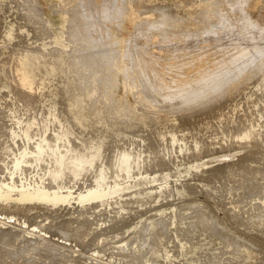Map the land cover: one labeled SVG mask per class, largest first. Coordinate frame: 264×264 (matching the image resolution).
<instances>
[{
  "label": "bare ground",
  "instance_id": "6f19581e",
  "mask_svg": "<svg viewBox=\"0 0 264 264\" xmlns=\"http://www.w3.org/2000/svg\"><path fill=\"white\" fill-rule=\"evenodd\" d=\"M63 1H65V0H63ZM72 1H74V0H72ZM81 1L82 0H80V2H78L79 4L77 2H75V3L78 4V5L75 4L76 5L75 8H78L77 6H80V8H78V9H82L83 11L80 10L79 12L78 11L76 12L75 11L76 10L75 8H74L75 10H73V11L77 13L76 16L77 15H80V14L83 15V13L85 15V16L84 15L83 16L80 15V16L83 17V18L81 17L82 18L81 20H83V22H81V21L78 20L79 22H81L80 24H81L82 27L85 26L84 27V30L81 29V30H83V33L82 34H84V35L80 34V35L83 36V37L81 36V38H83L82 39V42L84 41L85 43H82L81 42L82 44L79 43V45H77L78 43L76 44V42H74L75 41V38L77 39V36H76L77 35L76 34L77 32H76L72 36H69V39H67V42L69 43L68 40L73 41V43H75L74 46H76V45L77 46L73 50L71 49L72 51L67 50L69 52H66L63 49V45H64L63 42L66 41V40L64 41V37H63V29L66 28V26L64 25L66 19L63 21V19L65 17V14H63L61 12V14H59V17L62 18L61 25L58 26L57 28H55V33H53L52 36L50 35V38L52 40L51 42L56 46L55 49H49L47 47V44L42 42V44L41 43H37V46H39V45L41 46V47H39V49L37 48L36 50H34L31 47H26L23 50V52L21 51V54H20L19 51L21 49V45L18 43V45H16V48L14 49V51H16L15 54L16 55L18 54L17 64L12 67L10 63H6V61L4 59V56L2 57L4 59V61H3V59H2V61H0V67H1L0 68V72L4 73L5 78H6V82H7V85L5 87H3V86L0 85V137H2V140H0V141H2V143H0V147L2 148V150L0 152V163H1L0 166L3 167V169H1L2 167H0V171L2 170L8 176V177L5 176L4 179H0V200L1 201L11 200L12 197H13V195H15V194L16 195L14 197L16 199L15 198H13V199L14 200H17V201H23V202L45 201V202H51V203H59V202L65 203V202L71 201V199H74L73 196H72V192H70V191L61 192V190L63 188H65V187L57 186L56 189L50 191V189H49L50 187L46 188V186L43 185L44 184L43 182H41V185H43V186L37 185V184H31L29 182L28 183H25V184L21 182L20 187H18L14 183V181H13L14 178L19 177V180H25V182H26V175H28L27 172H29V169L30 168L32 169V173H29V174L30 175L31 174L34 175L33 172H36V174L34 176H37L40 181H42L46 176L49 177V178H51L52 180H55L56 178L63 176L65 174L64 172L69 173L72 177H76V176H79L82 173H84V171H86V170L94 169V168L97 167V165L99 164L98 163L99 162V156H100L99 153H101L100 150L103 149L105 152H109L113 148L121 145L122 142H124V141H126L128 139H131V138H142V139H145V140H148V141H153V142H162L164 140H169L170 139V140H173L172 141V144L173 145L177 144L178 143V141L176 140L177 137L175 135H172V134H176L178 131H173V133L171 135L167 133L168 135H165V136L164 135H161V134L158 135V134H156L157 132L155 134H153V132L152 133H148L149 131L146 132L147 131L146 128H148L150 126V124H151V122H149V120L146 121V122H144L147 119V116L145 115V113H148V112H144L143 113V112H141L140 109L138 111L135 110V109H133V110H135V111H133L134 112L133 116L135 115L136 118H134L132 116L134 118V119H132V117L129 114V112H127V111H124L123 112L122 111L123 108H125L124 110H127L128 109V111H129V109L132 106H131V104H128L126 102H121L120 100L119 101H116L112 97V95H111V88L115 85L117 76H121V78H122V75H119V74L120 73H123V71H125L126 76H124L125 74L123 75V78H122L123 81H120V84H121L123 90L126 93L132 91L133 96H135L136 99L141 102L140 103V104H142V106L140 107L141 109L143 107L144 110L145 109L150 110V109L156 108L155 106L160 107V105H162V106L166 107L165 109H163V111H165V113H166V110L167 111L169 110L167 108H170V107L171 108L172 107H178L179 108V106H181L182 104H184V102H182L183 100H187L188 98H191V95L198 96V94L200 92H203L204 90H207L208 87H207V89H204V90H203V88H205V85L207 86L208 84H211V82H212L210 80V78L208 79L207 76L212 75L211 73H215V74L216 73H219V72H221L222 69H221L220 65L218 67L216 66V68H213V69L212 68H206V67H209V66L211 67L212 65L206 66L203 69H198V68H195L194 67L197 63L192 67V64H191L192 61L186 63V61H187L188 58L186 59V57H187L186 54L181 53L179 59H181L182 61H185V64H187V65H183L182 67H180L179 66V62L180 61L177 64L181 68V69H179V71L181 70V72L184 73V77L185 76L186 77L187 76L190 77L191 75L194 76V74L197 73L196 75H198V76H199V74H204V77L202 75L203 79H200L198 81L193 82V81H189V78L187 79L185 77L186 79L183 78L185 80V82H184L185 84L183 86L180 84V83L183 84V82H179L177 86H175V87L172 86V89L166 90V92H169V91H171V92L164 93L165 95H161L160 94V96L162 98L161 101L160 100H155L156 96H155V98L153 97L152 93H154V92L152 91V87H151V85L155 82L154 81V78H156V76H161V78H163V77L166 78V76H167V77H170L173 80V77H176V79H177L178 76H175L172 73L173 72L172 71L173 68L171 69L170 68V65H166V62H164V63L162 62V60L163 61H166V59H161L162 56H164L163 54H162V56L160 58H158L159 57V56H157L158 53L156 55H155V53L152 54L151 51H150V48H147V44L145 45L146 40H148L146 38L148 36L147 34H149L152 31H155L156 32V35L155 36L158 35V37L161 38L160 40H162V39L168 38L167 37L168 34L171 35V36H169L170 38H175V37H177V38L178 37H184V38L185 37L186 38H189V37L190 38L191 37L193 38L194 37L195 38V36H198V38H199L200 35L206 36V38H207V36L208 35L210 36V34H212V35H214L215 33L216 34H219V32L221 33V31L222 32H227L228 30L229 31H232L234 29L235 30H238L239 31V34H243L245 32L247 33L249 31H252L254 28H256V25L254 23V20L253 19H250V18H251V12H252V10L256 8V6H257V4L259 2V0H191V2H189V3H184V1H182V3L179 4V5H182V4L185 5L186 4L187 5V8L186 9H180L178 6H175V7H171V6L161 7V6H159V9L157 10L156 8L158 6H155V4L157 3V0H143L141 6L138 9H134L133 6H132L133 2L136 1V0H119L120 7H118L116 5L117 8H119V9L117 11L114 10V12L116 11L117 14H118V16H119V17H117L118 18V24L117 25H118V27H120V25H122V24H124L126 22V24H128L129 26L132 27V33L131 34L127 33L125 36L124 35L123 36L122 35L121 36H118L117 35V37H113V35H112L111 36L112 37L111 40H109L108 39V36H107V34L109 32V31L107 32V30L109 28L107 26H109V25L107 24L105 26V24L107 23V21H110L109 18L113 15V14L109 13L110 12L109 11L108 13L111 14V16L109 17V14L107 13V7H106V5L108 6V3H106V1H109V0L104 1V3H106V5H103L104 3L103 4L101 3V5L105 6L104 8H105L106 11L102 10L101 13L98 11V15H100L103 18V21H101V23H97V19H96L97 18V15H96L97 12L94 14V10L97 9V8L95 7V9L92 10V8H94V7L91 4H89L90 2L88 0H85L86 3H87V1L89 2V3H87V5L88 4L91 5V7L90 6L89 7L92 10L91 11L90 9H87L88 12H86L85 11L86 7H85V5H83L85 3L81 2ZM90 1H94V0H90ZM115 1H117V0H115ZM137 1L140 2V0H137ZM27 2H26L27 4L30 3L29 0ZM111 2H110V5L109 6H111ZM31 3H33V2H31ZM94 3H95V1L93 2V5H95ZM96 3H97V0H96ZM113 3L114 2H112V6H113ZM72 4H74V3L72 2ZM16 6H19V5H16ZM51 6H52V9H53L55 6H57V4H55V6L50 5L48 7H51ZM83 6H84L85 9L83 8ZM30 7H31V4H30V6L28 8H30ZM32 7L35 8V5H33ZM71 7L73 8V5ZM121 7H122V10H121ZM3 8H6V7H3ZM37 8H38V10H40V7L36 4V9ZM56 8L53 9V11L54 10L57 11L58 9H56ZM87 8H88V6H87ZM100 8L103 9V7H100ZM112 9L109 8V10H112ZM29 11H30V9H29ZM33 11L34 10H32V13H33ZM37 12L39 13V11H37ZM121 12H122L123 15H121ZM59 13H60V11H59ZM73 14L75 15V13H73ZM91 15H93V17L96 15L95 16L96 18H94V21L96 19V23L97 24L96 23H93V25H91L90 23H92L93 20L91 22H89V23L86 22V21H88L86 19H91ZM100 16H98V18ZM21 17H22V15H21ZM84 17H85V19H84ZM65 18H67V17H65ZM30 19H28V20H30ZM99 20L100 19H98V21ZM24 21H26V20H24ZM72 21H73V19H72ZM104 21L106 22L105 24H104ZM84 22H86V24H88V27H86L87 25H83L82 24ZM44 24L45 25H49L48 27H51V24L52 23H51L50 19L45 18V23ZM142 24H144V25H142ZM78 25H79V23L77 25H75V26H78ZM89 25L92 26V27H89ZM11 26H13V25H10V28H11ZM43 26L44 25H41V27H43ZM103 26L106 27L107 30L106 29L105 30L101 29V27H103ZM10 28L8 30H5L3 32L4 33V35H3L4 38L6 37L7 39H9V42H7L8 45L10 43H12L10 38H13L14 37L16 39L14 30H12ZM44 28H46V26L43 27L42 29H44ZM71 28L74 29L73 27H71ZM71 28H69V29H71ZM23 29H24V27H23ZM25 30H27V29H25ZM45 30L46 29H44V31ZM79 30H80V28H79ZM20 31L22 32L21 28H20ZM25 32H28V31H25ZM37 32H39L38 29H37ZM41 32H39V33L40 34H43V36L45 37V34H44L45 32L44 33H43V31H41ZM68 33L70 34L69 31H68ZM71 33H72V31H71ZM262 33L259 32V34H260L259 36L260 37L264 36V33L263 34ZM2 34H1V36H2ZM28 34L29 33L26 34L27 38H29ZM97 34H98V37L95 38V36H97ZM247 34H250V33H247ZM135 35H140V36L142 35L143 38H146L144 40V43H142V46H140V45L138 46L137 45L138 47L137 46L135 47L133 45V44H135V42L133 43L130 39H132V36H135ZM47 36H49V35H47ZM142 36H141V38H142ZM220 36H218V38H220ZM230 36H232V35H230ZM259 36H258V38H259ZM40 38L42 40H44V38H42L41 35H40ZM148 38H149V36H148ZM215 38H217L216 35H215ZM224 38H225V36H224ZM226 38H227V36H226ZM232 38H233V36H232ZM247 38H248V36H247ZM221 39H223V38H221ZM156 40H157V38H156ZM248 40H249V38H248ZM13 41H15V40H13ZM133 41H135V39ZM201 41H203V38H202ZM204 41H205V39H204ZM209 41H207V42H209ZM213 41L214 40H212L211 42H213ZM231 41H233V40L231 39ZM3 42H4V39H3ZM255 42H253V39H252V41L248 45L246 44L245 46H242L241 44H236V43H232V44L227 43L229 45V46H227V51H223V49H222V51H220L221 55H223L224 59H226V60H224V59L223 60L224 61H228V60L235 61L234 63H236V62L237 63H241L242 62V64L244 65V64H247L249 60H251L252 56H254V57L255 56L256 57L258 56V57H261V58L264 59V49H263L264 47L262 49H260V47H262V46L260 45L258 47V45H256L257 43H255ZM0 43H2V40H1ZM73 43H71V44H73ZM258 43H260V42H258ZM4 44H5V42H4ZM4 44H2V46ZM51 44H48V45L50 46ZM153 44H154V42H153ZM65 45H67V44H65ZM223 46H222V48H223ZM14 47H15V45H14ZM14 47H12V48H14ZM224 47H226V45ZM9 48H11V46ZM56 48L58 49L57 52H56ZM210 48H212V46ZM173 50H174V48H173ZM224 50H226V49H224ZM9 51H12L13 52V49L12 50H9L8 49V51L6 50V53H10ZM171 53H169L170 56H171ZM13 54H10V55H13ZM200 54H202V53H200ZM191 55H194V54H191ZM196 55H198V57H200L199 56V53H197ZM171 57H173V56H171ZM193 57H195V56H193ZM193 57L191 56L190 58H193ZM198 57H197V59H198ZM261 58H260V60H261ZM0 59H1V56H0ZM195 59H196V57L194 58V61H195ZM202 59H205V58H202ZM202 59H200V60H202ZM217 59H219V58H217ZM200 60H198V62H200ZM11 61H12V59H11ZM209 61H210V59H209ZM171 62H172V60H171ZM219 63H220V61H219ZM221 63H222V61H221ZM206 65H207V63H206ZM230 65L233 66V64H230ZM253 65H255V63H253ZM259 65H260V63H259ZM263 65H264V62H263ZM38 66H41V69H39ZM174 66H176V65H174ZM198 66H199V63H198ZM249 66H250V64H249ZM231 67H230V69H231ZM256 67H257V64H256ZM262 67L260 69H262ZM63 68H65L66 70H68L69 73L71 72L70 74L75 73L74 77L77 78V80L83 86V89H81L80 92H77V94L74 92V90L76 88H74L72 85L71 86H67V89H63V90H60V91H50V90H47L46 89V83H48L51 80L50 78H52L53 76H55L56 73H58V72H64V69ZM227 68H229L228 65H227ZM250 68H252V67L250 66ZM242 69H244V68L242 67ZM257 69H258V67L255 70H257ZM40 70H42V71H40ZM246 70H247V67H246ZM37 71H39L40 75H37L35 73ZM176 71H178V70H176ZM229 71L230 70L228 69V72ZM232 71H233V69H232ZM250 71L252 72L253 70L250 69ZM222 72H223V70H222ZM237 72H238V70L236 71V73ZM239 72H240V70H239ZM245 72H243L242 74L244 75ZM257 72L258 71H256V73ZM151 73H153L154 75H156L153 78V80H151V77H149ZM178 73L180 74V72H177L176 74L178 75ZM254 73H255V71H254ZM254 73H253L252 76H256V75H254ZM260 73L261 72H259V76H256L258 78V80H256L257 82H255V80L253 81L252 80V76H251V81L253 83L254 82L255 83L252 84L253 88L252 89L251 88L249 89L250 90L249 91V94H248L249 99H245V101L243 102L244 107H243V105H242V107H240V108H242V109H240V112H242L241 115L242 114H245V115L239 117L240 119H238L236 121L237 122L236 124H238V123L240 124V125H238V127L240 126V128H237V130L234 131V134L235 135L237 134L236 135L237 137H239L240 135H246L247 136V135L251 134L252 131L258 132L257 130H262V132H264V73H261V74ZM65 74H66V72H65ZM97 74H99V75L101 74V76L98 75L101 78L98 79L97 78ZM134 74L136 76H137V74H139L140 78L143 77V76H147V78H144V77L142 78V79H144L143 80V83L144 84H142V85H144V87H143L144 90L141 89V91L143 90L146 93V95H145V96H147L146 99H148V100H150L152 102H150V101L147 102L148 100L146 101L145 98L140 97V90L139 91H136L137 88L134 91V86H133V80H134L133 75ZM223 74H224V72H223ZM248 74L251 75V73H248ZM66 75L68 77L69 74H66ZM216 75H215V77H216ZM231 75H232V72H231ZM234 75H235V72H234ZM239 75L237 77H239ZM246 75H247V73H246ZM136 76H134V77H136ZM232 77H234V76H231V77H228V78H231L232 79ZM256 77H255V79H256ZM57 78H58V76H57ZM75 78H73V79L75 80ZM63 79H65V78L63 77ZM160 79H159V81H161ZM195 79H196V77H195ZM224 79H227V77L224 78ZM238 79H240V78H238ZM238 79H237V81H238ZM246 79L247 78H245V81H246ZM138 80H139V77H138ZM163 80L166 83L165 79H163ZM168 80H169V78H168ZM190 80H193V79H190ZM212 80H213V77H212ZM218 80L220 81V79H218ZM235 80L236 79H234V81ZM68 81H69V78H68ZM159 81L157 80L158 84H159ZM169 81H168V83H169ZM222 81H223V79H222ZM240 81H243V80H240ZM161 82L163 83V81H161ZM173 82H175V81H173ZM232 82H230V83H232ZM57 83H58V81H57ZM134 83H135V81H134ZM170 83H172V81H170ZM220 83H221V81H220ZM225 83L228 84L229 81L228 82H225ZM230 83H229V85H232ZM76 84H77V81H76ZM155 84H157V83H155ZM223 84H224V81H223ZM241 84L242 83H240V85ZM245 84H246V82H245ZM250 84H248V85H250ZM213 85L214 84H212V86ZM82 86L79 87V88H82ZM135 86L137 87V84ZM153 86H154V84H153ZM162 86H165V85L162 84ZM168 86H170V85H168ZM214 86H215V88L217 87L216 85H214ZM225 86H226V84H225ZM238 86L236 88H238ZM65 87H66V84H65ZM241 87L243 88V85ZM249 87H251V85ZM156 88L158 89V87H156ZM156 88L154 87L155 90H156ZM165 88H166V86H165ZM228 88H229V86H228ZM228 88H227V90H228ZM161 89H162V87H161ZM210 89L211 88H209V92L211 91ZM219 89H218L217 93H219ZM223 89L226 90L224 87H223ZM162 90H163V92L165 91L164 89H162ZM239 90H240V88H239ZM247 91H248V89H247ZM206 92H208V91H206ZM211 92H213V91H211ZM236 92H235L234 96L236 94L240 93L241 91L238 92V93H236ZM161 93H162V91H161ZM224 93H228V92H224ZM245 93H246V91H245ZM211 94H210V96H212ZM222 94H223V92H222ZM222 94L220 95V97H222ZM64 95L67 98L64 99L63 98ZM215 95H216V93H215ZM228 95H229V93H228ZM243 95H246V97H247V94H243ZM208 96H209V94H208ZM240 96H241V94H240ZM212 97H214V99H215V96H212ZM220 97H219V99H220ZM192 98H194V97H192ZM203 99L204 98H202V100ZM212 99L213 98H211V100ZM235 99H236V96H235ZM96 100H101V102H98V103H101L103 105H105V104L109 103L110 101H112L111 102L112 103V106L110 108H108V110L106 111L105 114H101V112L99 111V109L97 110V112H95V110L93 109L95 113L86 112V109H87L88 105L91 104L92 102L94 103V101H96ZM231 100L234 101V98L233 99H230V101ZM203 101H204V103H206L205 102L206 100H203ZM192 102L195 103V99ZM218 102H219V100H218ZM224 102H226V101L224 100ZM208 103L210 104V102H208ZM211 103H212V101H211ZM239 103H240V101H239ZM94 104H96V103H94ZM185 104H186V101H185ZM199 104L201 105L200 102H199ZM220 104L221 103H219L217 105V103H216L217 106H219ZM237 104H238V102H237ZM237 104H235V106H237ZM97 106H99V104ZM124 106H126V107H124ZM182 106L184 108V105H182ZM189 106L190 105H188V107ZM194 106L196 108L199 107L198 105L197 106L194 105ZM194 106L192 105V107H194ZM203 106H202V108H203ZM220 106L222 107V104ZM115 107H118V109H119V112H120V115L119 116H115V114H114ZM210 107L212 108V106H210ZM137 108H138V106H137ZM171 108L169 110V113L171 111ZM185 108H187V104H186ZM214 108H212V109H214ZM89 109H91V108H89ZM157 109L159 110V108H157ZM192 109L195 110L194 108H192ZM199 109H200V107H199ZM231 109L233 110V108H231ZM160 110H162V108H160ZM174 110H176V109H174ZM206 110H208V109H206ZM206 110H204V111L206 112ZM163 111H160V112H163ZM185 111L188 112L186 109H185ZM189 111H192V110L190 109ZM197 111H198V109H197ZM226 111H228V109H226ZM235 111L236 110H234L233 113H230L229 112L230 114H228V112H227L226 117L229 115L230 118L229 117L228 118H229V120H231L232 115L235 113ZM156 112H158V111H156ZM171 112L173 113L172 115L175 114L174 113L175 111L174 112L171 111ZM205 112H203V113H205ZM212 112H213V117H214V114L217 115V113H214V111H212ZM218 112H219V110H218ZM163 113L161 115H163ZM179 113H180V111H179ZM181 113H183V111ZM188 113H191V112H188ZM151 114H148V115H151ZM200 114H201V112H200ZM224 114H226V113H224ZM166 115H167V113L165 114V116ZM182 115H185V112ZM198 116H197V121L200 120V119H198ZM223 116H225V115H223ZM125 117H128V119H127L128 122L127 121L126 122L124 121V118ZM185 117H187V116H185ZM194 117H195V115H194ZM219 117H220V119H219L220 121H222V122L227 121V118L226 117H224L226 119L225 121H224V119L222 120V118H221L222 116H219ZM169 118H170V116H169ZM191 118H193V116H191ZM154 119H156V118H154ZM193 119H195V118H193ZM215 119H218V118H215ZM185 120H184V122H185ZM192 121H194V120H192ZM220 121H219V124L217 123L218 125H220ZM147 122L150 123V124H149L148 127L147 126L145 127L144 126V123H147ZM179 122H181V121L178 120V123ZM222 122H221V124H223ZM123 123L126 124L127 126H128V124L130 125V123H131L132 125H130V126L134 127L136 125L137 127L135 128V130L134 129L132 130V128H130V130L128 131L127 128H126L127 126L125 127V125H123ZM140 123H142L144 127H142V125ZM153 123H155V121ZM185 123H187V122H185ZM225 123H227V122H225ZM232 123H234V121H232L230 124H232ZM201 124L202 123L200 122V125ZM203 124H202L203 127L207 126V125L204 126ZM214 125H216V124L213 123V126ZM158 126H159V124H158ZM194 126H196V125H194ZM197 126L194 127V128L195 129L196 128L199 129V127H197ZM209 126H212V125H209ZM226 126H228V125H226ZM129 127H128V129H129ZM157 128L158 127H156V129ZM165 128H166V126H165ZM208 128L209 127H206V128H203V129H208ZM218 128L219 127L216 128L217 132H218ZM232 129H235V128H233V126H232ZM142 131H143V133H142ZM183 131H185V129ZM197 131H199V130H197ZM219 131H220V129H219ZM221 131H222V129H221ZM138 132H139V134H138ZM223 132H225V131H223ZM158 133H160V131ZM178 133L180 134V132H178ZM190 133H191V131H190ZM240 133H242V134H240ZM259 133H261V131H259ZM164 134H165V132H164ZM208 134H211V132L208 133ZM169 135L170 136H173V138L172 137H169ZM214 135H215V133H214ZM69 136L72 138V140L81 149H83L84 151H86L87 154H85L82 150H80L79 147H75L73 145V143H72V140H70ZM225 137H227V136H225ZM225 137H224V140H225ZM224 140H222V141H224ZM230 140H231V138H230ZM181 141H180V143H181ZM188 141H190V140H188ZM222 141H220V142H222ZM234 141H236V138H235ZM212 142L215 143L216 141L214 140ZM212 142H209V143H212ZM183 143H185V142H183ZM188 143H190V142H188ZM172 144H170V145H172ZM243 144L244 143H242V145ZM163 145L161 147H163ZM196 145H198V144H196ZM201 145L199 143L198 147L197 146L196 147L199 148V146L201 147ZM140 146H139V148H140ZM164 146H166V145H164ZM183 146H184V144L178 145V149H180V150L181 149H184L185 147L183 148ZM204 146H205V143H204ZM254 146H256V145H254ZM186 148H188V147H186ZM192 148H194L193 145L191 146V148H188L187 150L192 149ZM147 149H150V148H147ZM178 149H174V150L177 151ZM220 149H217V150H220ZM258 149L260 151V148H258ZM261 149H262V147H261ZM174 150L172 152L175 153L176 151H174ZM237 150H238V148H237ZM127 151H128V149H127ZM220 151H222V150H220ZM168 152H169V150L167 151V154H168ZM251 152L252 151H250V153ZM212 153H214V152H212ZM139 154L138 155L136 154L134 156L133 153L124 151V152L120 153L119 155H117V157H116L115 160L116 161L118 160V163H119V166H120L119 170L120 171H127L128 169H131L132 168L131 166L134 163V157H140ZM141 154L143 156H148L147 154L146 155L143 154V153H141ZM162 154H164L163 151H162ZM109 155H110V153H109ZM151 155H153V154H151ZM156 155H157V153L154 154V156H156ZM158 155H161V154H158ZM194 155H196V154H194ZM255 155H256V153H255ZM244 156L241 155L239 157L242 158ZM104 157H102V158H104ZM107 158H108V156H107ZM142 158H141V160H142ZM222 158H224V157H222ZM225 158H227V157H225ZM241 158H239V159H241ZM113 159L114 158H112L111 160H113ZM144 159H145V157H144ZM176 159H179V158H176ZM227 159L229 160V158H227ZM111 160H110V164L112 163ZM185 160H188V159H185ZM185 160H181V161H185ZM218 160L221 161L222 159H218ZM245 160L247 161V159H245ZM178 161H176V162L178 163ZM192 161H193V159H192ZM225 161H226V159H225ZM239 161H238V164H239ZM242 161H244V160H242ZM173 162H175V161H173ZM185 162H187V161H185ZM196 162H197V160H196ZM235 162L237 163V160H235ZM235 162H232V164H234ZM107 163H106V165H107ZM162 163H164V162H162ZM189 163L191 164L190 161H189ZM242 163L244 164V162H242ZM101 164L102 165L104 164V160L102 162H100V165ZM180 164H183V162H181ZM220 165H222V164H220ZM220 165H219V167H220ZM224 165H222V166H224ZM142 166H144V165H141L140 167H142ZM166 166L164 165V167H166ZM215 167H216V165H215ZM87 168H89V169H87ZM148 168H146V170ZM159 168H160V166H159ZM212 168H214V167H211V169ZM224 168L226 170L227 166L224 167ZM224 168H223V170H224ZM232 168H233V166H232ZM135 169H137V168L135 167L133 170H135ZM149 169L152 170V168H149ZM184 169H185V167H184ZM211 169L209 168V170H211ZM137 170H139V169H137ZM137 170L135 172H137ZM140 170H141V168H140ZM171 170L172 169H170L169 171H171ZM213 170H211V171H213ZM225 170H224V172H227ZM2 171L0 173H2ZM155 171L158 172V170H155ZM169 171H167V172H169ZM205 171H206V169L204 170V174H205ZM207 171H208V168H207ZM228 171H231L230 170V167H229V170ZM146 172H149V171H146ZM201 172H202V169H201ZM98 173H99L98 174L99 177L96 178V180H97V188L100 187V185H102L101 182L104 181V178L106 179V177H105L106 176V174H105L106 171H105L104 168H101ZM145 173H144V175H146ZM149 173H151V175H152V172H149ZM211 173H209L210 176H213V175H211ZM160 174L162 175V173H160ZM191 174H192V172H191ZM223 174H225V173H223ZM138 176H139V174H138ZM149 176H150V174H149ZM225 176H227V175H225ZM133 177L134 176L132 175V178ZM193 177L195 178V175ZM200 177L201 178H204V176L203 177L200 176ZM200 177L197 176L196 178L198 179ZM221 177H223V176H221V174H220V178ZM196 178H195V180H196ZM8 179H9L10 182H8ZM88 179H89V177H88ZM187 180H188V182L191 181V180H192V182L194 181L193 178L191 180L190 179H187ZM187 180L186 181L184 180V182H186V184H188L187 183ZM223 181H225V179ZM184 182H183V185L182 186H184L185 189H186L187 186H185ZM196 182L198 183V181H196ZM203 182H205V181H203ZM218 182H219V180H218ZM128 183H130V182H128ZM168 183H169V180H168ZM213 183H215V182H213ZM170 184H171V182H170ZM190 184H192V183H189L188 185H190ZM194 184H192V186ZM223 184H225V182ZM154 186H152V187L145 186V187L151 189ZM157 186L158 185H156V187ZM160 186H161V184H160ZM182 186L180 187L181 189H182ZM145 187H142V189L146 191V189H144ZM167 187H169V186H167ZM184 187H183L182 190L185 191ZM162 188H164V187H162ZM174 188H175V186H174ZM187 189H188V187H187ZM170 190H172V189H170ZM133 191H135V190H133ZM137 191H135V192H137ZM165 191H167V188L165 189ZM14 192H16V193L13 194ZM154 192L156 193V191L153 190V194L155 195ZM159 192L161 193V191H159ZM168 192H169V190H168ZM178 192H180V191H178ZM148 193H149V191H148ZM158 193H156L157 196H158ZM160 193H159V195H162ZM169 193H172V192H169ZM124 194L126 195V193H124ZM176 194H178V193H176ZM223 194L224 195H222V196H220L219 198H216V199L217 200H221L222 204L224 205L222 207H225V209L227 210V212H229L230 216L232 215L231 217H236L237 216V217L240 218V221H241V219H243L244 221L247 220L248 221V224H249V221H251V223L253 221H255L257 226H259L258 225L259 222L256 221V219H259V221L260 220L262 221L259 224H261V223L263 224V222H264V177H262V176H260V177H254V176L250 177L249 176L248 178L240 179L237 183L230 184L226 188V190L224 191ZM105 195H107V193H105L103 191H99V190H92V191H90L89 190L85 194L78 193L77 194V197H76V201H78V203H82L83 201H86L88 199L89 200L90 199H94L95 197H98V196L99 197H103ZM119 195L122 196L123 194L121 195V193H120ZM165 195H166V193H165ZM118 196L115 195L114 197L115 198L117 197V199H118ZM123 196H122V198H123ZM136 196H137V194H136ZM150 196H153L152 195V192H151ZM139 197H140V195H139ZM126 198H127V196L125 197V199ZM143 198H142V200H144ZM146 198H148V196ZM150 199L152 200V197ZM138 201H141V200L138 199ZM145 201H146V199H145ZM112 202L113 201H111V203ZM142 202H144V201H142ZM166 202H167V200H166ZM166 202H163V203H166ZM115 203H118V202H115ZM131 203H129V205ZM139 203H141V202H139ZM201 203H199V204H201ZM190 204H191V202H190ZM192 204H194V203H192ZM111 205H113V204H111ZM197 205H196V207H197ZM201 205L199 206L200 208L199 207L196 208L193 205V207H195L194 208L195 210H193L188 204H187V206H185V204L184 205H179L177 207L174 215H173V212H171L170 215L160 216L159 218H157V220L154 222V224H153L152 221L148 220L152 224V226L154 227V229L159 228L158 229L159 231H161V230L165 231V230H167V228L172 227L173 225L175 227V231L174 232H175L176 235L179 236V238H178L179 242L175 240L176 236L174 237L170 233L167 232V238L169 237L170 242H171V244H170L171 245V248H170L171 250H166L165 249L166 250L165 253H164L165 258L170 259V255L172 257L174 256V258H171V261L174 260L173 261V263L175 262L174 264H264V257H263V255L262 256L261 255L260 256H257V254H256V252L259 253L258 251H256V248H258L257 247L258 246L257 244H255L257 246H256V248H254L255 249L254 250L253 247H252V249L251 248H248L249 245L247 247V245L245 244L246 242H244V244H243V242H242L241 239H240V242H239L238 238H237V240H236V238H233L234 237V234H233V237H232V235L229 236L227 232H226L227 233L226 234L225 231H223L224 232L223 233L221 231V229L219 228V224L216 225L215 222H213L214 219H215V217H214V219L212 221L213 223L211 221H209V219L211 217V216L209 217V215H208V212H209V209L210 208H208L204 204V206L206 208H208V210H207L206 208L201 207ZM219 205L221 206V203ZM116 206H118V205H116ZM122 206H124V205H122ZM158 206H160V205H158ZM155 207H157V206H155ZM105 210L106 209L104 208V211ZM104 211H101V212H104ZM108 211H109V209H108ZM93 212H97V210L96 211L93 210ZM212 212L211 213L209 212V213L212 214ZM44 213H46V212H44ZM84 213L86 214V211ZM87 213H88V211H87ZM90 213H92V211ZM105 213H106V211H105ZM55 214H57V213H55ZM58 214H60V212ZM66 214H68V213H66ZM140 214L142 215V213H140ZM51 215H54V214H51ZM87 215L86 216H83V217H88ZM157 215H159V214H157ZM45 216H49V215L45 214ZM62 216H63V213H62ZM78 216H79V214H78ZM107 216H109V215H107ZM40 217H41V215H40ZM64 217H67V216L65 215ZM70 217L72 218V216H70ZM90 217L92 218V216H89L88 217V220H89ZM130 217L132 219V216H130ZM138 217H140V216H138ZM43 218H44V216H43ZM57 218H59V216ZM239 218H233V219L234 220L235 219H238L237 220V222H238L239 221ZM40 219H42V218H40ZM107 219H108V217H107ZM86 220H87V218H86ZM93 220H94V218H93ZM123 220H124V218H123ZM95 221H96V219H95ZM95 221H94V223H95ZM100 221L102 222V220H100ZM109 221H110V219H109ZM87 222H89V221H87ZM128 222H130V221L128 220ZM230 222H231V220H230ZM235 222H236V220H235ZM237 222L235 223V225L233 224L232 226L239 227L240 224H239V222L238 223ZM105 223L107 224V221ZM232 223L233 222H231V224ZM244 223H247V222H244ZM8 224H9L8 222H5L4 220H0V264H80L79 261L71 260V259H69V257H66L65 256L66 257L65 259L62 258L63 256L62 257H59L55 253L54 247L50 243L45 242L43 239H41L39 237H32V236H34V235H32V236L28 237L30 239H28L26 236H24L22 238L21 235L24 234V232H28L26 234H30L29 232H33V230H28V229L26 230V229H24L22 232H20V229L22 230L23 228H19L18 227L19 228L18 229L17 226H14L12 224H9V226H7ZM86 224H88V223H86ZM99 224H102V223H99ZM108 224H109V222H108ZM124 224H126V223L124 222ZM236 224H239V225L236 226ZM94 225L95 224H93V227H94ZM96 225H98V223ZM256 225H255V227L257 228ZM12 226H14V227H12ZM43 226H45V225H43ZM98 226H100V225H98ZM246 226H248V225L246 224ZM252 226H254V224H252ZM263 226H261V227H263ZM81 228H84V227L82 226ZM81 228L78 227V230L75 233V236H77L78 238H80ZM243 228L244 227H242V229ZM259 228H260V226H259ZM47 229H50V228H47ZM72 229L70 227V223L69 222L68 223L61 222V223L54 224L49 231H53L55 235H56V233L59 234L60 235L59 237L62 236L63 238H67L68 239V237L71 236V234H73ZM261 229H264V228H261ZM248 230H250V228ZM261 231H263V232L261 233ZM261 231H257V232L258 233H261L262 236H263L264 230H261ZM169 232H171V228H170V231ZM33 233H35V232H33ZM35 234L37 236H40V237H45V236L40 235L38 233H35ZM114 234L115 233H113V235ZM159 234H162V233L159 232ZM255 234L257 235L256 232H255ZM85 235H87V234L85 233ZM100 235H103V234L98 233V235H96V237H93V238L94 239L95 238H98V236H100ZM25 237H26V239H24ZM45 238H47V237H45ZM93 238L90 237V239H93ZM160 238H162V237H160ZM83 239H84V237H83ZM90 239H88L89 241L87 240L86 242L91 243ZM77 241L79 242V240H77ZM81 241H82V238H81ZM84 241H82V242H84ZM104 241H108V240H105L104 239ZM208 241L209 242L211 241L213 243L212 244L213 246H209L207 244V243H209ZM78 242H76V245L77 244H80V246L82 247L81 243H78ZM153 242H152V244H153ZM74 243H75V241H74ZM136 243H138V242H136ZM102 244H103V242H102ZM110 244H111V242H110ZM262 244H263V242H262ZM85 246H87V245H85ZM89 246H91V245L89 244ZM259 246H261V245H259ZM115 249H116V251H119L120 250V252H123V250L121 249V246H118L117 248H114L112 251H114ZM162 249H164V248H162ZM159 250H160V248H159ZM175 251H176L177 254H175ZM145 253L147 255H149V256H151V255H153L155 253H158L159 254L158 257H161V258L163 257L162 253L160 251H156V249L154 250L153 247H149L148 250L145 251ZM112 255H114V256H122V255H119V253L112 254ZM149 256H145L144 257V260H143L145 262L144 263L141 262V264H151V262H154V261H156L158 259V257L155 256V255L153 257H151V258ZM122 257H124V256H122ZM128 257H130L132 260L134 259L133 255H132V252L129 253ZM180 257L182 258L181 260H180ZM145 258H148V259H145ZM105 262L106 263H104V264H112V263L107 262V261H105Z\"/></svg>",
  "mask_w": 264,
  "mask_h": 264
},
{
  "label": "rangeland",
  "instance_id": "374dc122",
  "mask_svg": "<svg viewBox=\"0 0 264 264\" xmlns=\"http://www.w3.org/2000/svg\"><path fill=\"white\" fill-rule=\"evenodd\" d=\"M16 1V2H15ZM28 0H0V42H1V40H2V43H0V56H1V59H0V61H2V57L4 56V59H5V61H6V63H10L11 64V66L13 67V66H15L16 64H17V59H18V54L16 55L15 53H16V51H14V49L16 48V45H18V43L21 45V49H20V51H19V53L21 54V51L23 52V50L26 48V47H31L32 49H34V50H36L37 48L39 49V47H41L40 45L39 46H37V43H41L42 44V42L43 43H46L47 44V47L49 48V49H55V45L51 42L52 40H51V38H50V35L52 36V34L53 33H55V28H57L58 26H60L61 25V22H62V18L61 17H59V14H61V12L63 13V14H65V17H67V18H65L64 17V19H63V21L65 20V26H66V28H64L63 29V37H64V41L65 42H63V49L66 51V52H69V51H72L77 45H79V43H81L82 42V39L83 38H81V36L82 35H84V34H82L83 33V30H84V27L85 26H81V22H83V20H81L83 17V15H84V13H83V15L82 14H80V15H82V16H80V15H77L76 16V12L78 11H80V10H82V9H78V8H80V6H77L78 8H75L76 7V5L75 4H77L78 2H80V0H74V1H72V0H65V1H63V0H29L30 1V3L29 4H27L28 2H27ZM63 1V2H62ZM70 1V2H69ZM90 3H89V2ZM87 1V3H89V4H91L94 8H92V10L93 9H95V7L97 8V9H95L94 10V14L97 12V18L94 16L93 17V15H91V19H86V20H88V21H86L87 23H89V22H91L92 20L94 21V18H96L97 19V23H101V21H103V18L100 16V15H98V11L101 13V11L102 10H104V11H106L105 10V6H103V5H106V3H108V6L106 5V7H107V13L109 12V13H111V14H113L112 16H111V14H109V19H110V21H107V23L104 21V24H105V26L108 24L109 26H107V27H109L108 28V30H107V28L106 27H101V29H103V30H107V32H108V34H107V36H108V39L109 40H111V36L113 35V37H117V35L118 36H125L127 33H129V34H131L132 33V27L131 26H129L128 24H126V22L124 23V24H122V25H120V27H118V18L117 17H119L118 16V14H117V10L119 9V8H117V6L118 7H120V3H119V0H117V1H115V0H111L112 2H114L113 3V6H112V2L109 0V1H106V0H97V3H96V0H94L95 1V5H93V2L94 1H90V0H88ZM102 1V2H101ZM104 1H106V3H104ZM182 1H184V3H189V2H191V0H157V3L155 4V6H158L156 9L158 10L159 9V6H161V7H167V6H171V7H175V6H178L180 9H186L187 8V5L185 4V5H179V4H181L182 3ZM263 1V2H262ZM19 2V3H18ZM27 2V3H26ZM31 2H33V3H31ZM69 2V3H68ZM72 2L74 3V4H72ZM75 2H77V3H75ZM81 2H83V3H85V4H83V5H85V7H86V9L84 8V6H83V8L85 9V11L86 12H88V10L87 9H90L91 10V5H87V3L85 2V0L83 1H81ZM92 2V3H91ZM100 2V3H99ZM110 2H111V6H109L110 5ZM142 2H143V0H140V2H138L137 0L136 1H134L133 2V4H132V6H133V8L134 9H138L140 6H141V4H142ZM18 3V4H17ZM59 3V4H58ZM63 3V4H62ZM99 3V4H98ZM101 3L103 4V5H101ZM30 4H31V7L30 8H28L29 6H30ZM36 4L40 7V10H38V8L36 9ZM55 4H57V6H55ZM71 4V5H70ZM79 4V3H78ZM77 4V5H78ZM160 4V5H159ZM6 5V6H5ZM16 5H19V6H16ZM28 5V6H27ZM33 5H35V8H33L32 6ZM50 5H53V6H55L53 9H55L56 7V9H58L57 11H53V9H52V6L51 7H48V6H50ZM73 5V8L71 7ZM88 6V8H87V6ZM117 5V6H116ZM15 6V7H14ZM23 6V7H22ZM60 6V7H59ZM90 6V7H89ZM3 7H6V8H3ZM66 7V8H65ZM71 7V8H70ZM100 7H103V9L102 8H100ZM113 8L112 10H109V8ZM33 8V9H32ZM76 10H75V9ZM101 10H100V9ZM24 9V10H23ZM29 9H30V11H29ZM36 10L35 12L33 11V13H32V10ZM161 9V8H160ZM256 9V10H255ZM255 9H253L252 10V12H251V18L250 19H253L254 20V23H255V25H256V28H254L252 31H249V32H247V33H250V34H247L246 32L245 33H243V34H239V31L238 30H232V31H227V32H222L221 31V33L219 32V34L221 35H219V34H214V35H212V34H210V36L208 35L207 36V38H206V36H203V35H200L199 36V38H198V36H195V38L193 37H189V38H184V37H175V38H170L169 36H171L170 34H168V38H166V39H162V40H160L161 38L160 37H158V35L157 36H155L156 35V32L155 31H152V32H150L149 34H147L148 36H149V38H148V36L146 37L148 40H146V42H145V45L147 44V48H150V51H151V53L152 54H154L155 53V55L158 53V55L157 56H159L158 58H160L161 56H162V54L164 55V56H162V58L161 59H166V61H163L162 60V62L164 63V62H166V65H170V68L172 69V73L175 75V76H178L177 77V79H176V77H173V80L170 78V77H167L166 76V78L165 77H163V78H161V76H156V75H154L153 73H151L150 74V76L149 77H151V80H153V78L156 76V78H154V86H153V84L151 85V87H152V91L154 92V93H152V95H153V97L155 98V96H156V98H155V100H162V98H161V96H160V94L161 95H165L164 93H169V92H171V91H169V92H166V90H170V89H172V86L173 87H175V86H177L178 85V83L179 82H183V84L182 83H180L182 86L185 84L184 82H185V80L183 79V78H185L184 77V73H182L181 72V70L179 71V69H181L180 67H182L183 65H187V64H185V61H182L181 59H179V57H180V55H181V53H184V54H186V59H187V61H186V63H188V62H191V64H192V67L194 66L195 68H198V69H203L204 67H206V66H209V65H212L211 67L209 66V67H206V68H216V66L218 67L219 65H220V67H221V69L223 70V72H224V74H223V72H222V70H221V72H219V73H211L212 75H209V76H207L208 77V79L210 78V80L212 81L211 82V84H208L207 86L205 85V88H203V90L204 89H207V87H208V89L207 90H204L203 92H200L199 94H198V96H196V95H191V98H188L187 100L189 101H187V100H183L182 102H184V104H182V105H184V108H183V106L181 105V106H179V108L178 107H170L171 108V111H175L174 113V115H172L173 113L170 111V113H169V110H170V108H167V109H169L168 111L166 110V113H167V115L165 116V111H163V109H165L166 107H164V106H162V105H160V107H158V106H155L156 108H153V109H150V110H148V109H145L144 110V108L142 107V109L140 108L141 106H142V104H140L141 102L140 101H138L137 99H136V97L135 96H133V94H132V91L131 92H128V93H126L124 90H123V88H122V86H121V84H120V81H123V75L124 76H126V73H125V71H123V73H120L119 75H122V78H121V76H117V78H116V83H115V85L111 88V95H112V97L114 98V100H116V101H121V102H126V103H128V104H131V108L129 109V111H128V109L127 110H124L125 108H123L122 109V111L124 112V111H127V112H129V114L131 115V117L133 116V114H134V112L133 111H135V110H141V112H148V113H145V115L147 116V119L144 121V122H146V121H148L149 120V122H151V124L150 123H144V126L146 127H148L149 126V124H150V126L148 127V128H146V132H148V133H152L153 132V134H155L156 132V134H158V135H168V134H172L173 133V131H178V132H180V134L177 132L176 134H172V135H175L177 138H176V140L178 141V143L177 144H175V145H173L172 144V141L173 140H164V141H162V142H153V141H148V140H145V139H142V138H131V139H128V140H126V141H124V142H122L121 143V145H119V146H117V147H115V148H113L112 150H110L109 152H105L103 149L102 150H100V152L101 153H99L100 154V156H99V164L97 165V167L96 168H94V169H90L88 172H87V174H85V179L87 180L88 179V177H89V181H87V183H89L90 181H91V179L93 178L92 176H94L97 172H98V170H100L101 168H104L106 171L108 170L109 171V173H113V171H116L117 170V168H118V165H119V163H118V160L116 161L115 159H116V157H117V155H119L120 153H122V152H124V151H126V152H131V153H133L134 154V156L137 154H139L140 152L141 153H143V154H147L148 156H143L141 153L139 154V156L140 157H134V163L132 164V168L134 169L135 167L137 168V169H139V170H137V169H135V170H133V171H131V176L133 175L134 177L132 178V180L130 179H128L127 181L128 182H130V183H128V185L130 186V188H128L127 190H125V191H122L121 192V195L123 196V198H122V196H120L119 194V196H118V199H117V197L115 198V197H113L112 199H111V201H113L112 203H110V206H99V207H97L96 209H94V211H96L97 210V212H93V210H89L88 211V213H90L91 211H92V218L90 217L89 218V220H88V213H87V211H86V214L83 212V214H81V215H79L78 216V213H73V214H71L70 215V213H68V214H66L64 211H60V214H58L59 212H57V214H55V213H49V212H46V213H44V212H41L40 213V215H41V217L40 218H42L43 219V216H44V218L45 217H47V222H49L47 225H46V227L47 228H50L51 229V227L54 225V224H57V223H61V222H64V223H70V227H71V229H72V232H73V234H71V236H69L68 237V239L70 240H72L73 241V243H74V241H75V243L74 244H76V242H78L77 240H79V242L78 243H81V245H82V250L84 251H82L81 249V251L80 250H76V249H74L73 247H70V246H66V245H63V244H61V243H58L57 241H55L54 239H49V238H45V237H40V236H37L35 233H33V232H29L30 234H26V233H28V232H24V234H22L21 236H22V238L24 237V236H26L27 238L28 237H30V236H32V235H34V236H32V237H39V238H41V239H43L45 242H47V243H50L53 247H54V249H55V253L59 256V257H62L63 259H65L66 257H69V259H71V260H75V261H79V263L80 264H104V263H106L104 260H102V259H99V258H97V257H94V256H92V255H90V254H88V253H86L85 252V250H87V249H89V248H95L96 247V249H100L101 251H104V252H108V253H110V254H116V253H119V255H122V256H124V257H122V256H117V257H121L122 259H123V261H126L127 262V264H141V262L142 263H144L145 261H143L144 260V257L145 256H149V255H147L146 253H145V251H147L148 250V248L149 247H153V249L155 250L156 249V251H160L161 253H162V255H163V257L161 258V257H158L159 256V254L158 253H155V254H153V255H151V256H149L150 258L151 257H153L154 255L155 256H157L158 257V259L156 260V261H154V262H151V264H174L173 263V261H171V258H174V256L172 257L171 255H170V259H168V258H165V256H164V253H165V251L166 250H171L170 248H171V242H170V239H169V237L167 238V232L168 233H170L172 236H176V238H175V240L176 241H178L179 242V240H178V238H179V236L178 235H176L175 234V227H174V225L172 226V227H169V228H167V230H165V231H163V230H161V231H159L158 229L159 228H156V229H154V227L152 226V224L148 221V220H150V221H152L153 222V224H154V222L157 220V218H159L160 216H165V215H170L171 214V212H173V215H174V213H175V211H176V209H177V207L179 206V205H184L185 204V206H187V204L193 209V210H195L194 208L196 207V205H197V207H199L202 203V205H201V207H204V208H206L205 206H207L208 208H210L209 209V212L211 213L212 211V214H210L209 212H208V215H209V217H210V219H209V221H213V219H214V217H215V219H214V221L213 222H215V224L216 225H218L219 224V228L221 229V231L223 232V231H225V233L227 232L228 233V235L229 236H231L232 235V237H233V234H234V237L233 238H236V240H237V238H238V240H239V242H240V239L242 240V242H243V244H244V242H246L245 244L247 245V247H248V245H249V247L248 248H251L252 249V247H253V249L254 248H256V246L258 247V248H256V251H258L259 253H257L256 252V254H257V256H262L263 255V257H264V234H263V236H262V232L263 231H261V230H264V229H261V228H264V222H263V224L261 223V224H259L260 222H262L261 220L259 221V219H256V221H258L257 223H258V225L260 226V228H259V226H257L256 225V222L255 221H253L252 223H251V221H249V224H248V221L247 220H243V219H241V221H240V218L239 217H231L230 216V214H229V212H227V210L225 209V207H222V206H224L223 204H222V202H221V200H217L216 198H219L220 196H222V195H224L223 193H224V191L226 190V188L230 185V184H232V183H237L240 179H243V178H248L249 176L250 177H252V176H254V177H260V176H262V177H264V132H262V130H257L258 132H254V131H252L251 132V134H249V135H238L239 137H237L235 134H234V131L235 130H237V128H240V126L238 127V125H240L239 123L238 124H236L237 122V120L238 119H240L239 117H241V116H244L245 114H242L241 115V113L242 112H240V109H242V108H240V107H242V105H243V107H244V104H243V102L245 101V99H249V97H248V94H249V89L251 88H253V86H252V84H254L255 82H257L256 80H258V78L256 77V76H259V72H261V73H264V65H263V62H264V59L263 58H261V57H254V56H252V58H251V60H249L248 61V63L250 64V66L253 68H250V66H249V64L247 63V64H242V62L241 63H234L235 61H231V60H228V61H224V60H226V59H224V57H223V55H221V53H220V51H222V49H223V51H227V46H229L227 43H230V44H232V43H236V44H241L242 46H245L246 44L248 45L251 41H252V39H253V42H255V43H257L256 45H258V47L261 45L262 47H260V49H262L264 46V36H262V37H260L259 35V32L260 33H262L264 30V0H259V2H258V4H257V6H256V8ZM22 10V11H21ZM66 10V11H65ZM73 10H75L76 12H74ZM91 10V11H92ZM114 10H116L115 12H114ZM121 10H122V7H121ZM37 11H39V13L37 12ZM59 11H60V13H59ZM83 11V10H82ZM72 12V13H71ZM114 12V13H113ZM35 13V14H34ZM38 13V14H37ZM73 13H75V15L73 14ZM40 14V15H39ZM21 15H22V17H21ZM37 15V16H36ZM73 15V16H72ZM121 15H123L122 14V12H121ZM80 16V17H79ZM85 16V15H84ZM98 16H100L99 18H98ZM27 17V18H26ZM31 19H30V18ZM75 19H74V18ZM82 17V18H81ZM93 17V18H92ZM116 17V18H115ZM25 18V19H24ZM45 18H48V19H50V21H51V27H48L49 25H45L44 23H45ZM80 18V19H79ZM113 18V19H112ZM121 18V17H120ZM28 19H30V20H28ZM44 19V20H43ZM72 19H73V21H72ZM84 19H85V17H84ZM96 19H95V21L93 22L92 21V23H90L91 25H93V23H96ZM98 19H100L99 21H98ZM108 19V20H109ZM112 19V20H111ZM24 20H26V21H24ZM33 20V21H32ZM75 20V21H74ZM81 21V22H79V21ZM39 21V22H38ZM44 21V22H43ZM78 21V22H77ZM85 21V20H84ZM17 22V23H16ZM75 22V23H74ZM77 22V23H76ZM86 22H84V23H82L83 25H87L86 27H88V24H86ZM112 24H110V23ZM43 23V24H42ZM79 23V25L78 26H75V25H77ZM96 23V24H97ZM115 24V25H114ZM10 25H13V26H11V28H10ZM21 25V26H20ZM41 25H44L43 27H45L46 26V28H44V29H46L45 31H44V29H42L43 27H41ZM73 27L74 29H72L71 27ZM114 25V26H113ZM142 25H144V24H142ZM19 26V27H18ZM75 26V27H74ZM23 27H24V29H23ZM54 27V28H53ZM68 27V28H67ZM89 27H92V26H90L89 25ZM111 27V28H110ZM12 29V30H14V33H15V37H16V39L14 38H10L11 39V42L12 43H10L9 45H8V43L7 42H9V39H7L6 37L4 38V31L5 30H8V29ZM20 28H21V30H22V32L20 31ZM36 28V29H35ZM40 28V29H39ZM69 28H71V29H69ZM76 28V29H75ZM79 28H80V30H79ZM25 29H27V30H25ZM37 29H38V31L39 32H41V31H43V33L45 34V37L43 36V34H40L39 32H37ZM69 29V30H68ZM81 29H83V30H81ZM110 29V30H109ZM119 29V30H118ZM24 30V31H23ZM41 30V31H40ZM70 32V34L68 33V31ZM72 31V33H71V31ZM77 30V31H76ZM261 30V31H260ZM25 31H28V32H25ZM79 31V32H78ZM77 32V33H76ZM3 33V34H2ZM27 33H29L28 34V36H29V38H27V36H26V34ZM42 36V38H44V40H42L41 38H40V35ZM42 33V32H41ZM69 35H68V34ZM74 33H76L75 35L77 36V39L75 38V41L74 42H76V46H74L75 45V43H73V41H70V40H68L69 41V43L67 42V39H69V36H72ZM79 33V34H78ZM153 33V34H152ZM230 33V34H229ZM256 33V34H255ZM264 33V32H263ZM262 33V34H263ZM1 34H2V36H1ZM80 34H82V35H80ZM152 34V35H151ZM226 34V35H225ZM238 34V35H237ZM36 35V36H35ZM39 35V36H38ZM47 35H49V36H47ZM74 35V36H75ZM86 35V34H85ZM116 35V36H115ZM215 35L217 36V38H215ZM225 36V38H224V36ZM230 35H232L233 36V38H232V36H230ZM237 35V36H236ZM242 35V36H241ZM106 36V37H107ZM142 36V35H141ZM141 36L140 35H135V36H132V39H130L133 43L135 42V44H133L135 47L138 45H140V46H142V43H144V40L146 39V38H143V36H142V38H141ZM218 36H220V38H218ZM226 36H227V38H226ZM247 36H248V38H249V40H248V38H247ZM258 36H259V38H258ZM83 37V36H82ZM98 37V34H97V36H95V38H97ZM4 39V42H5V44H4V42H3V39ZM47 38V39H46ZM151 38V39H150ZM156 38H157V40H156ZM202 38H203V41H201L202 40ZM221 38H223V39H221ZM236 38V39H235ZM241 38V39H240ZM88 39V38H87ZM135 39V41H133ZM137 39V40H136ZM204 39H205V41H204ZM231 39L233 40V41H231ZM8 40V41H7ZM13 40H15V41H13ZM156 40V41H155ZM210 40V41H209ZM212 40H214L213 42H211ZM228 40V41H227ZM230 40V41H229ZM258 40V41H257ZM263 40V41H262ZM78 41V42H77ZM139 41V42H138ZM142 41V42H141ZM150 41V42H149ZM180 41V42H179ZM196 41V42H195ZM207 41H209V42H207ZM73 43V44H71V43ZM152 42V43H151ZM153 42H154V44H153ZM195 42V43H194ZM203 42V43H202ZM248 42V43H247ZM258 42H260V43H258ZM52 43V44H51ZM82 43H85L84 41L82 42ZM81 43V44H82ZM141 43V44H140ZM243 43V44H242ZM2 44H4L3 46H2ZM48 44H51L50 46L48 45ZM65 44H67V45H65ZM168 44V45H167ZM181 46H180V45ZM263 44V45H262ZM14 45H15V47H14ZM73 47H71V46ZM226 45V47H224V46ZM11 46V48L12 47H14V48H12L13 49V52L12 51H9L10 53H6V50L8 51V49L9 50H12L11 48H9ZM137 46V47H138ZM151 46V47H150ZM178 46V47H177ZM200 46V47H199ZM212 46V48H210ZM222 46H223V48H222ZM8 49H7V48ZM18 47V46H17ZM70 47V48H69ZM183 47V48H182ZM185 47V48H184ZM204 47V48H203ZM153 48V49H152ZM160 48V49H159ZM173 48H174V50H173ZM201 50H200V49ZM206 48V49H205ZM72 49V50H71ZM167 49V50H166ZM177 49V50H176ZM224 49H226V50H224ZM264 49V48H263ZM67 50H69V51H67ZM159 50V51H158ZM58 51V49L56 48V52ZM175 51V52H174ZM219 51V52H218ZM172 52V53H171ZM174 52V53H173ZM187 52V53H186ZM204 52V53H203ZM213 52V53H212ZM14 53V54H13ZM169 53H171V56H173V57H171L170 56V54ZM197 53H199V56L200 57H198V55H196ZM200 53H202V54H200ZM209 53V54H208ZM10 54H13V55H10ZM173 54V55H172ZM191 54H194V55H191ZM207 54V55H206ZM218 54V55H217ZM169 55V56H168ZM204 55V56H203ZM221 57H220V56ZM17 56V57H16ZM166 56V57H165ZM192 56H195L196 57V59H195V61H194V58L195 57H193V58H190V57ZM13 57V58H12ZM16 57V58H15ZM55 57V56H54ZM197 57H198V59H197ZM205 58V59H202V58ZM207 57V58H206ZM223 57V58H222ZM254 57V58H253ZM15 58V59H14ZM176 58V59H175ZM178 58V59H177ZM217 58H219V59H216ZM260 58H261V60H260ZM4 59H3V61H4ZM9 59V60H8ZM11 59H12V61H11ZM170 59V60H169ZM200 59H202V60H200ZM209 59H210V61H209ZM215 59V60H214ZM224 59V60H223ZM254 59V60H253ZM14 60V61H13ZM49 60V59H48ZM160 60V59H159ZM171 60H172V62H171ZM198 60H200V62H198ZM260 60V61H259ZM158 61V60H157ZM180 61V62H179ZM197 61V62H196ZM209 61V62H208ZM219 61H220V63H219ZM221 61H222V63L224 64L225 62V64L223 65L222 63H221ZM224 61V62H223ZM253 61V62H252ZM258 61V62H257ZM179 62V66H178V63ZM214 62V63H213ZM168 63V64H167ZM181 63V64H180ZM198 63H199V66H198ZM203 63V64H202ZM206 63H207V65H206ZM209 63V64H208ZM253 63H255V65H253ZM259 63H260V65H259ZM13 64V65H12ZM201 64V65H200ZM205 64V65H204ZM230 64H233V66L232 65H230ZM239 66H238V65ZM242 64V65H241ZM256 64H257V67H258V69L257 70H255L257 67H256ZM174 65H176V66H174ZM215 65V66H214ZM226 65V66H225ZM227 65H228V67L229 68H227ZM236 65V66H235ZM247 65V66H246ZM178 66V67H177ZM232 66V67H231ZM239 68H238V67ZM241 66V67H240ZM249 66V67H248ZM254 66V67H253ZM263 66V67H262ZM177 67V68H176ZM230 67H231V69H230ZM236 67V68H235ZM242 67L244 68V69H242ZM246 67H247V70H246ZM262 67V69H260ZM1 68V67H0ZM38 68L39 69H41V66H38ZM176 70H178V71H176ZM224 68V69H223ZM235 68V69H234ZM238 68V69H237ZM241 68V69H240ZM251 70H253L252 72L250 71V69ZM255 68V69H254ZM64 69V72H58V73H56V75L58 76V78H57V76L55 75V76H53L52 78H50L51 80L48 82V83H46V89L47 90H50V91H60V90H63V89H67V86H73L74 88H76L75 90H74V92L77 94V92H80L81 91V89H83V86L80 84V82L77 80V78H75L74 77V75H75V73H72V74H70L69 73V71L68 70H66L65 68H63ZM228 69L230 70L229 72H228ZM232 69H233V71L235 72V75H234V72L232 71ZM249 69V70H248ZM260 69V70H259ZM43 70V69H42ZM42 70H40V71H42ZM225 70V71H224ZM238 70V74L236 73V71ZM239 70H240V72H239ZM243 70V71H242ZM246 72H245V71ZM242 71V72H241ZM250 71V72H249ZM254 71H255V73H254ZM256 71H258L257 73H256ZM263 71V72H262ZM65 72H66V74H69L68 75V77H67V75L65 74ZM68 72V73H67ZM177 72H180V74L178 73V75L176 74ZM231 72H232V75H231ZM243 72H245V76L242 74ZM37 75H40V73H39V71H37V72H35ZM63 73V74H62ZM221 73V74H220ZM230 73V74H229ZM246 73H247V75H246ZM248 73H251V75H249ZM253 73H254V75H256V76H252L253 75ZM260 73V74H261ZM172 74V75H173ZM197 74V73H196ZM196 74H194V76L193 75H191L190 77L189 76H187L186 78L188 79L189 78V81H193V82H195V81H198V80H200V79H203V77H204V74H199V76L198 75H196ZM240 74V75H239ZM99 74H97V78L99 79V78H101V77H99V76H101V74L98 76ZM202 75H203V77H202ZM215 75H216V77H215ZM223 77H222V76ZM228 75V76H227ZM239 75V77H237ZM250 77H249V76ZM134 76H136L135 74L133 75V78H134V80H133V86H134V91H135V89H136V91H139L140 90V97H142V98H145L146 99V97L147 96H145L146 95V93L143 91L144 89H143V87H144V85H142V84H144L143 83V80L144 79H142L143 77L144 78H147V76H143V77H141L140 78V76H139V74H137V76L136 77H134ZM227 77V79H224V78H226ZM231 76H234V77H232V79L231 78H228V77H231ZM251 76H252V80L254 81L255 80V82L253 83L252 81H251ZM63 77L65 78V79H63ZM103 77V76H102ZM138 77H139V80H138ZM148 77V78H149ZM195 77H196V79H195ZM201 77V78H200ZM212 77H213V80H212ZM215 77V78H214ZM222 77V78H221ZM244 77V78H243ZM250 79H249V78ZM255 77H256V79H255ZM62 78V79H61ZM68 78H69V81H68ZM71 78V79H70ZM73 78H75V80L73 79ZM161 78V79H160ZM168 78H169V80L170 81H172V83H170V81L168 80ZM182 78V79H181ZM185 78V79H186ZM198 78V79H197ZM238 78H240V79H238ZM245 78H247L246 79V81H245ZM57 79V80H56ZM59 79V80H58ZM61 79V80H60ZM122 79V80H121ZM142 79V80H141ZM150 79V78H149ZM159 79L161 80V81H163V83L161 82V81H159ZM163 79H165V81H166V83L164 82V80ZM179 79V80H178ZM190 79H193V80H190ZM195 79V80H194ZM218 79H220V81H221V83H220V81L218 80ZM222 79H223V81H224V84H223V81H222ZM234 79H236L235 81H234ZM237 79H238V81H237ZM63 80V81H62ZM74 80V81H73ZM138 80V81H137ZM141 80V81H140ZM157 80L159 81V84H158V82H157ZM169 81V83H168V81ZM209 80V81H210ZM227 80V81H226ZM240 80H243V81H240ZM57 81H58V83H57ZM65 81V82H64ZM72 81V82H71ZM76 81H77V84H76ZM134 81H135V83H134ZM138 83H137V82ZM173 81H175V82H173ZM178 81V82H177ZM218 81V82H217ZM229 81V83L230 82H232V83H230V84H232V85H229V83L227 84V83H225V82H228ZM63 82V83H62ZM79 82V83H78ZM188 82V81H187ZM216 84H215V83ZM245 82H246V84H245ZM249 82V83H248ZM155 83H157V84H155ZM238 83V84H237ZM240 83H242L241 85H240ZM251 83V84H250ZM64 84V85H63ZM65 84H66V87H65ZM68 84V85H67ZM137 84V87L135 86V85ZM140 84V85H139ZM161 84V85H160ZM162 84L163 85H165L166 86V88H165V86H162ZM176 84V85H175ZM179 84V85H180ZM212 84H214V85H216L217 87L215 88V86L213 85L212 86ZM218 84V85H217ZM222 84V85H221ZM225 84H226V86H225ZM248 84H250L251 85V87H249L250 85H248ZM0 85L1 86H3V87H5L6 85H7V82H6V78H5V75H4V73H2V72H0ZM76 85V86H75ZM82 86V88H79V87H81ZM139 85V86H138ZM142 85V86H141ZM168 85H170V86H168ZM180 85V86H181ZM211 85V86H210ZM221 85V86H220ZM229 86V88L231 89H229L228 88V86ZM239 85V86H238ZM243 85V88L241 87ZM227 90V88H228V90L226 91V90H224L223 89V87ZM238 86V88H236ZM248 86V87H247ZM78 87V88H77ZM140 87V88H139ZM154 87L156 88V87H158V89L156 88V90L154 89ZM160 87V88H159ZM161 87H162V89H164L165 91L163 92V90L161 89ZM221 87V88H220ZM227 87V88H226ZM246 87V88H245ZM209 88H211L210 90L211 91H213V92H209ZM213 88V89H212ZM220 88V89H219ZM239 88H240V90H239ZM141 89H143L142 91H141ZM218 89H219V93H217V91H218ZM246 89V90H245ZM247 89H248V91H247ZM79 90V91H78ZM158 90V91H157ZM224 90V91H223ZM239 90V91H238ZM243 90V91H242ZM161 91H162V93H161ZM206 91H208V92H206ZM236 93H238V92H240V93H238V94H236L235 96H236V99H235V96H234V94H235V92ZM245 91H246V93H245ZM73 92V93H74ZM124 92V93H123ZM142 92V93H141ZM222 92H223V94H222ZM224 92H228L229 93V95H228V93H224ZM248 92V93H247ZM209 94V96H208V94ZM212 93V94H211ZM215 93H216V95H215ZM233 93V94H232ZM156 94V95H155ZM203 94V95H202ZM206 94V95H205ZM210 94L212 95V96H215V99H214V97H212V96H210ZM218 94V95H217ZM222 94V97H220V95ZM240 94H241V96H240ZM243 94H247V97H246V95H243ZM132 95V96H131ZM159 95V96H158ZM201 95V96H200ZM205 95V96H204ZM227 95V96H226ZM232 95V96H231ZM196 96V97H195ZM218 96V97H217ZM225 96V97H224ZM229 96V97H228ZM231 96V97H230ZM244 96V97H243ZM61 97V96H60ZM59 97V98H60ZM133 97V98H132ZM163 97V96H162ZM190 97V96H189ZM192 97H194V98H192ZM201 97V98H200ZM219 97H220V99H219ZM227 97V98H226ZM246 97V98H245ZM63 98L65 99V98H67L65 95L63 96ZM161 98V99H160ZM198 98V99H197ZM200 98V99H199ZM202 98H204L203 100H206L205 102L207 103H204V101L202 100ZM210 98V99H209ZM211 98H213L212 100H211ZM218 98V99H217ZM223 98V99H222ZM226 98V99H225ZM229 98V99H228ZM234 98V101L233 100H231L230 101V99H233ZM186 99V98H185ZM194 99H195V103L194 102H192V101H194ZM197 99V100H196ZM228 99V100H227ZM242 99V100H241ZM113 100V101H114ZM148 99H146V101H147ZM203 102H201V101ZM215 100V101H214ZM218 100H219V102H218ZM223 100V101H222ZM224 100L226 101V102H224ZM238 102V104H237V102ZM150 100H148L147 102H149ZM185 101H186V104H187V108H185V106H186V104H185ZM201 103V105L203 106L204 104L206 105H204L203 106V108H202V106L199 104V102ZM211 101H212V103H211ZM221 101V102H220ZM229 103H228V102ZM239 101H240V103H239ZM98 102H101V100H96V101H94V103H96V104H94L93 102L91 103V104H89L88 105V107L89 108H91V109H89L88 107H87V109H86V112H89V113H95V112H97V110L99 109V111L101 112V114H105L106 113V111L108 110V108H110L111 106H112V101H110L109 103H107V104H105V105H103V104H101V103H98ZM137 102V103H136ZM150 102H152V101H150ZM208 102H210V104L208 103ZM223 102V103H222ZM236 102V103H235ZM242 102V103H241ZM197 103V104H196ZM216 103H217V105L219 104V103H221L222 104V107L219 105V106H217L216 105ZM226 103V104H225ZM99 104V106H97ZM110 104V105H109ZM209 104V105H208ZM213 104V105H212ZM235 104H237V106H235ZM104 107H103V106ZM188 105H190L189 107H188ZM192 105L194 106V105H198L199 107H200V109H199V107L198 108H196L195 106L194 107H192ZM208 105V106H207ZM215 105V106H214ZM235 107H233V106ZM240 105V106H239ZM94 106V107H93ZM137 106H138V108H137ZM210 106H212V108H214V109H212ZM124 107H126V106H124ZM135 107V108H134ZM164 107V108H163ZM211 109H210V108ZM157 108H159V110L157 109ZM160 108H162V110H160ZM178 108V109H177ZM192 108H196L195 110H193ZM221 108V109H220ZM231 108H233V110L231 109ZM95 110V112H94V110ZM133 109H135V110H133ZM174 109H176V110H174ZM185 109L188 111V112H191V113H188V112H186L185 111ZM191 109L192 111H189V110ZM197 109H198V111H197ZM206 109H208V110H206ZM210 109V110H209ZM224 109V110H223ZM226 109H228V111H226ZM239 111H238V110ZM90 110V111H89ZM92 110V111H91ZM204 110H206V112L204 111ZM218 110H219V112H218ZM234 110H236L235 111V113L232 115V118H231V120H229V115L226 117V115H227V112H228V114H230V113H233L234 112ZM98 111V112H99ZM151 111V112H150ZM156 111H158V112H156ZM160 111H163V112H160ZM178 111V112H177ZM179 111H180V113H179ZM183 111V113H181ZM196 111V112H195ZM210 111V112H209ZM212 111H214V113H217V115L216 114H214V117H213V112ZM232 111V112H231ZM103 112V113H102ZM131 112V113H130ZM140 112V111H139ZM160 112V113H159ZM184 112H185V115H182V114H184ZM200 112H201V114H200ZM203 112H205V113H203ZM211 114H209V113ZM230 112V113H229ZM152 113V114H151ZM163 113V115H161ZM169 113V114H168ZM178 113V114H177ZM224 113H226V114H224ZM114 114H115V116H119L120 115V112H119V109H118V107H115V112H114ZM128 114V115H129ZM148 114H151V115H148ZM156 114V115H155ZM181 114V115H180ZM190 114V115H189ZM203 114V115H202ZM129 115V116H130ZM194 115H195V117H194ZM199 115V116H198ZM209 115V116H208ZM223 115H225V116H223ZM240 115V116H239ZM168 116V117H167ZM169 116H170V118H169ZM175 116V117H174ZM179 116V117H178ZM185 116H187V117H185ZM191 116H193V118H195V119H193V118H191ZM197 116H198V119H200V120H198L197 121ZM219 116H222L221 118H222V120L224 119V121L226 120L224 117H226L227 118V121H225V122H227V123H225V122H222V121H220L219 119H220V117ZM134 118H136V116L134 115L133 116ZM132 117V119H134ZM166 117V118H165ZM178 117V118H177ZM183 117V118H182ZM205 117V118H204ZM229 117V118H228ZM149 118V119H148ZM152 118V119H151ZM154 118H156V119H154ZM204 118V119H203ZM215 118H218V119H215ZM128 117H125L124 118V121L126 122H128ZM154 122L155 121V123H153L151 120ZM174 119V120H173ZM185 120V122H187V123H185L184 122V120ZM178 120L179 121H181V122H179L178 123ZM192 120H194V121H192ZM215 120V121H214ZM229 120V121H228ZM123 121V122H124ZM190 121V122H189ZM196 121V122H195ZM214 121V122H213ZM219 121H220V125H218L219 124ZM232 121H234V123H232V124H230ZM157 122V123H156ZM172 122V123H171ZM175 122V123H174ZM200 122L205 126V125H207V126H205V127H203L202 126V124L200 125ZM214 124H216V125H214L213 126V123ZM221 122L223 123V124H221ZM143 123V122H142ZM142 123H140L141 125H142V127H144L143 126V124ZM153 123V124H152ZM218 123V124H217ZM148 124V125H147ZM158 124H159V126H158ZM189 124V125H188ZM212 125V126H209V125ZM123 125H125V127L127 126L126 124H124L123 123ZM130 125H132L131 123H130ZM129 124H128V126L126 127L127 128V130L129 131L130 130V128H132V130L134 129L135 130V128L137 127L136 125L134 126V127H132V126H130ZM138 125V124H137ZM155 125V126H154ZM194 125H198L197 127H199V129H195L194 127H196V126H194ZM226 125H228V126H226ZM130 126V127H129ZM165 126H166V128H165ZM181 126V127H180ZM202 126V127H201ZM230 126V127H229ZM232 126H233V128H235V129H232ZM128 127H129V129H128ZM151 127V128H150ZM156 127H158L157 129H156ZM162 127V128H161ZM194 129H193V128ZM206 127H209L208 129H203V128H206ZM217 127H219L218 128V132H217V130H216V128ZM229 127V128H228ZM150 128V129H149ZM170 130H169V129ZM185 129V131H183L184 129ZM189 128V129H188ZM155 129V130H154ZM182 129V130H181ZM201 129V130H200ZM219 129H220V131H219ZM221 129H222V131H221ZM151 130V131H150ZM153 130V131H152ZM160 131V133H158L159 131ZM196 130V131H195ZM197 130H199V131H197ZM165 132V134H164V132ZM188 131V132H187ZM190 131H191V133H190ZM194 131V132H193ZM213 131V132H212ZM223 131H225V132H223ZM259 131H261V133H259ZM211 132V134H208V133H210ZM220 132V133H219ZM229 132V133H228ZM241 132V131H240ZM142 133H143V131H142ZM168 133V134H167ZM188 133V134H187ZM190 133V134H189ZM214 133H215V135H214ZM219 133V134H218ZM254 133V134H253ZM138 134H139V132H138ZM141 134V133H140ZM208 134V135H207ZM229 136H228V135ZM240 134H242V133H240ZM169 135V137H172L173 138V136H170ZM205 135V136H204ZM232 135V136H231ZM225 136H227V137H225ZM236 136V137H235ZM223 137V138H222ZM224 137H225V140H224ZM234 137V138H233ZM69 138H70V140H72V138L69 136ZM189 138V139H188ZM230 138H231V140H230ZM235 138H236V141H234L235 140ZM190 140V141H188V140ZM196 139V140H195ZM220 139V140H219ZM0 140H2V137H0ZM182 140V141H181ZM216 141L215 143L214 142H212V141ZM222 140H224V141H222ZM254 140V141H253ZM180 141H181V143H180ZM187 141V142H186ZM219 141V142H218ZM220 141H222V142H220ZM183 142H185V143H183ZM188 142H190V143H188ZM209 142H212V143H209ZM232 142V143H231ZM234 142V143H233ZM236 142V143H235ZM0 143H2V141H0ZM72 143H73V145L75 146V147H79L73 140H72ZM199 143H200V145H201V147L199 146V148H197L198 147V145H199ZM204 143H205V146H204ZM210 145H209V144ZM241 143V144H240ZM242 143H244L243 145H242ZM166 145V146H164V145ZM170 144H172V145H170ZM180 144H184V146H183V148L184 149H178V145H180ZM196 144H198V145H196ZM207 144V145H206ZM246 144V145H245ZM251 144V145H250ZM141 145V146H140ZM143 145V146H142ZM154 145V146H153ZM157 145V146H156ZM163 145V147H161ZM193 145V147L194 148H192V149H189V150H187L188 148H191V146ZM254 145H256V146H254ZM139 146H140V148H139ZM149 146V147H148ZM190 146V147H189ZM197 146V147H196ZM203 146V147H202ZM235 146V147H234ZM260 146V147H259ZM138 147V148H137ZM146 147V148H145ZM152 147V148H151ZM161 147V148H160ZM168 147V148H167ZM175 147V148H174ZM186 147H188V148H186ZM196 147V148H195ZM232 147V148H231ZM234 147V148H233ZM247 147V148H246ZM250 147V148H249ZM252 147V148H251ZM254 147V148H253ZM261 147H262V149H261ZM1 148V147H0ZM80 148V147H79ZM131 148V149H130ZM147 148H150V149H147ZM154 148V149H153ZM174 149H178L177 151L176 150H174V151H176L175 153L174 152H172ZM182 148V147H181ZM221 148V149H220ZM237 148H238V150H237ZM258 148H260V151H259V149ZM116 149V150H115ZM118 149V150H117ZM121 149V150H120ZM127 149H128V151H127ZM135 149V150H134ZM145 149V150H144ZM217 149H220V150H222V151H220V150H217ZM230 149V150H229ZM254 149V150H253ZM1 150H2V148L0 149V152H1ZM80 150H82L85 154H87V152L86 151H84L83 149H81L80 148ZM120 150V151H119ZM166 150V151H165ZM169 150V152H168V154H167V151ZM213 150V151H212ZM228 150V151H227ZM240 150V151H239ZM113 151V152H112ZM146 151V152H145ZM162 151H163V153L164 154H162ZM165 151V152H164ZM220 151V152H219ZM227 151V152H226ZM233 151V152H232ZM249 153H248V152ZM250 151H252L251 153H250ZM254 151V152H253ZM154 152V153H153ZM157 153V155L158 154H161V155H156V156H154V154H156ZM159 152V153H158ZM161 152V153H160ZM212 152H214V153H212ZM218 152V153H217ZM229 152V153H228ZM242 152V153H241ZM109 153H110V155H109ZM202 153V154H201ZM222 153V154H221ZM255 153H256V155H255ZM151 154H153V155H151ZM194 154H196V155H194ZM198 154V155H197ZM208 154V155H207ZM218 154V155H217ZM102 155V156H101ZM142 155V156H141ZM193 155V156H192ZM212 155V156H211ZM244 156V157H239V156ZM105 156V157H104ZM107 156H108V158H107ZM197 156V157H196ZM202 156V157H201ZM239 158H241V159H239ZM102 157H104V158H102ZM143 157V158H142ZM144 157H145V159H144ZM168 157V158H167ZM201 159H200V158ZM204 157V158H203ZM222 157H224V158H222ZM225 157H227V158H229V160L227 159V158H225ZM253 157V158H252ZM112 158H114L113 160H111ZM141 158H142V160H141ZM176 158H181L180 160L179 159H176ZM190 158V159H189ZM199 158V159H198ZM203 158V159H202ZM237 158V159H236ZM104 160V164L102 165H100V162H102L103 160ZM185 159H188V160H185ZM192 159H193V161H192ZM218 159H222V161H220V160H218ZM225 159H226V161H225ZM245 159H247V161L245 160ZM110 160H111V164H110ZM144 160V161H143ZM179 160V161H178ZM181 160H185V161H187V162H185V161H181ZM196 160H197V162H196ZM199 160V161H198ZM235 160H237V163L235 162ZM240 160V161H239ZM242 160H244V161H242ZM170 161V162H169ZM173 161H175V162H173ZM176 161H178V163L176 162ZM183 162V164H180L181 162ZM189 161L191 162V164L189 163ZM238 161H239V164H238ZM107 163V165H106V163ZM162 162H164V163H162ZM174 164H173V163ZM232 162H235L234 164H232ZM242 162H244V164L242 163ZM170 163V164H169ZM189 163V164H188ZM204 163L206 164V165H204ZM230 163V164H229ZM156 164V165H155ZM173 164V165H172ZM176 164V165H175ZM187 164V165H186ZM199 165V166H197L198 168H194V165ZM220 164H222V165H226L227 166V168H226V170H225V168L224 167H226L225 165L224 166H222V165H220ZM238 166H237V165ZM243 164V165H242ZM141 165H144V166H142V167H140ZM162 165V166H161ZM164 165L167 167H164ZM181 165V166H180ZM184 165V166H183ZM215 165H216V167L218 168H216L215 167ZM219 165H220V167H219ZM233 166V168H232V166ZM236 165V166H235ZM245 165V166H244ZM159 166H160V168H159ZM169 166V167H168ZM174 166V167H173ZM176 166V167H175ZM178 166V167H177ZM230 167V170L232 171H228L229 170V167ZM139 167V168H138ZM152 168V170H150L149 168ZM155 167V168H154ZM184 167H185V169H184ZM211 167H214V168H212L211 169ZM224 168V170L225 171H227V172H224V170H223V168ZM244 167V168H243ZM246 167V168H245ZM140 168H141V170H140ZM146 168H148L147 170H146ZM154 168V169H153ZM159 168V169H158ZM180 168V169H179ZM207 168H208V171H207ZM209 168L211 169V170H213V171H211V170H209ZM143 169V170H142ZM167 169V170H166ZM170 169H172L171 171H169ZM201 169H202V172H201ZM206 169V171H205V174H204V170ZM217 169V170H216ZM236 169V170H235ZM137 170V172H135ZM149 171V172H152V175H151V173H149V172H146V171ZM155 170H158V172L157 171H155ZM181 170V171H180ZM154 171V172H153ZM167 171H169V172H167ZM220 171V172H219ZM134 172V173H133ZM146 172V173H145ZM165 172V173H164ZM191 172H192V174H191ZM200 172V173H199ZM212 172V173H211ZM137 173V174H136ZM144 173L146 174V175H144ZM154 173V174H153ZM156 173V174H155ZM160 173H162V175L160 174ZM164 173V174H163ZM198 173V174H197ZM203 173V174H202ZM209 173H211V175H213V176H210V174ZM219 173V174H218ZM223 173H225V174H223ZM135 174V175H134ZM138 174H139V176H138ZM143 174V175H142ZM148 174V175H147ZM149 174H150V176H149ZM160 174V175H159ZM209 176H208V175ZM217 174V175H216ZM220 174H221V176H223V177H221L220 178ZM189 175V176H188ZM195 175V178L198 176V177H200V176H204V178H196V180H195V178L193 177ZM200 175V176H199ZM219 175V176H218ZM225 175H227V176H225ZM87 176V177H86ZM146 176V177H145ZM186 178H184V177ZM139 177V178H138ZM146 178V180H143L142 178ZM183 177V178H182ZM214 177V178H213ZM229 177V178H228ZM151 178H156V181L155 182H153V183H149V182H147V180H149V179H151ZM194 179V181L192 182V180L191 179ZM84 179V180H85ZM187 179H190L191 181H189L188 182V180ZM200 179V180H199ZM213 179V180H212ZM225 179V181H223ZM168 180H169V183H168ZM184 180L186 181L187 180V183L189 184V183H192V184H194L193 186H192V184H190V185H188V184H186V182H184ZM205 181V182H203V181ZM218 180H219V182H218ZM176 181V182H175ZM184 182V184H185V186H187L188 187V189H187V187H186V189H185V187L184 186H182L183 185V182ZM196 181H198V183L196 182ZM215 182V183H213V182ZM126 182V181H125ZM170 182H171V184H170ZM209 182V183H208ZM225 182V184H223V183ZM230 182V183H229ZM139 183V184H138ZM180 183V184H179ZM182 183V184H181ZM135 184H137V185H135ZM160 184H161V186H160ZM170 184V185H169ZM215 184V185H214ZM147 186V187H152V186H154L153 188H155V189H153L154 191H156V193H158L159 191H161V193L160 194H162V195H159V193H158V196H157V194L155 193V195L153 194V190L151 191V189H149V188H146L145 186ZM149 185V186H148ZM156 185H158L157 187H156ZM165 185V186H164ZM173 187H172V186ZM182 186V189H183V187H184V189H185V191L184 190H182L180 187ZM167 186H171L170 188L169 187H167ZM174 186H175V188H174ZM177 186V187H176ZM226 186V187H225ZM141 187V188H140ZM142 187H145L144 189H146V191L145 190H143L142 189ZM162 187H164V188H162ZM167 188V191H165V189ZM191 187V188H190ZM222 187V188H221ZM225 187V188H224ZM138 188V189H137ZM161 188V190H159ZM178 188V189H177ZM158 189V190H157ZM165 191H163V190ZM170 189H172V190H170ZM175 191H174V190ZM180 189V190H179ZM225 189V190H224ZM133 190H135V191H137V192H135V191H133ZM142 190V191H141ZM149 191V193H148V191ZM168 190H169V192H172V193H169L168 192ZM182 190V191H181ZM221 190V191H220ZM129 191V192H128ZM152 192V195L153 196H150V194H151V192ZM178 191H180V192H178ZM132 194H131V193ZM144 192V193H143ZM163 192V193H162ZM195 192V193H194ZM198 192V193H197ZM124 193H126V195L124 194ZM143 193V194H142ZM165 193H166V195H165ZM169 193V194H168ZM176 193H178V194H176ZM134 194V195H133ZM136 194H137V196H136ZM140 195V197H139V195ZM142 194V195H141ZM164 194V195H163ZM169 196H168V195ZM172 194V195H171ZM180 194V195H179ZM132 195V196H131ZM171 195V196H170ZM174 195V196H173ZM127 196V198L125 199V197ZM136 196V197H135ZM148 196V198H146ZM156 196V197H155ZM167 198H166V197ZM144 197V198H143ZM152 197V200L150 199ZM171 197V198H170ZM173 197V198H172ZM115 198V199H114ZM142 198L144 199V200H142ZM155 198V199H154ZM117 199V200H116ZM129 199V200H128ZM133 199V200H132ZM136 199V200H135ZM138 199L139 200H141V201H138ZM145 199H146V201H145ZM148 199V200H147ZM173 199V200H172ZM180 199V200H179ZM116 200V201H115ZM124 202H123V201ZM128 200V201H127ZM132 200V201H131ZM166 200H167V202H166ZM169 200V201H168ZM122 201V202H121ZM136 201V202H135ZM142 201H144V202H142ZM172 201V202H171ZM199 201V202H198ZM78 202V201H77ZM115 202H118V203H115ZM128 202V203H127ZM132 202V203H131ZM139 202H141V203H139ZM163 202H166V203H163ZM190 202H191V204H190ZM197 202V203H196ZM202 202V203H201ZM217 202V203H216ZM123 203V204H122ZM129 203H131L130 205H129ZM150 203V204H149ZM192 203H194V204H192ZM199 203H201V204H199ZM221 203V206L219 205ZM111 204H113V205H111ZM120 204V205H119ZM204 204H205V206H204ZM116 205H118V206H116ZM122 205H124V206H122ZM148 205V206H147ZM158 205H160V206H158ZM172 205V206H171ZM193 205L195 206V207H193ZM127 206V207H126ZM155 206H157V207H155ZM212 206V207H211ZM220 206V207H219ZM113 207V208H112ZM122 207V208H121ZM154 207V208H153ZM196 207V208H197ZM218 207V208H217ZM222 207V208H221ZM104 208L106 209L105 211H106V213H105V211H104ZM112 208V209H111ZM119 208V209H118ZM149 208V209H148ZM157 208V209H156ZM200 208V207H199ZM208 208H206L207 210H208ZM108 209H109V211H108ZM112 210V211H111ZM101 211H104V212H101ZM108 211V212H107ZM120 211V212H119ZM142 211V212H141ZM63 213V216H62V213ZM100 212V213H99ZM142 213V215L140 214V213ZM144 212V213H143ZM43 213V214H42ZM95 213V214H94ZM97 213V214H96ZM103 213V214H102ZM45 214H47V215H49V216H45ZM51 214H54V215H51ZM85 214V215H84ZM101 214V215H100ZM140 214V215H139ZM157 214H159V215H157ZM214 214V215H213ZM67 216V217H64V216ZM88 216V217H83V216ZM94 215V216H93ZM101 217H100V216ZM105 215V216H104ZM107 215H109V216H107ZM51 216V217H50ZM56 216V217H55ZM59 216V218H57ZM61 216V217H60ZM69 216V217H68ZM70 216H72V218L70 217ZM78 216V217H77ZM83 218H82V217ZM111 216V217H110ZM129 216V217H128ZM130 216H132V219H131V217ZM138 216H140V217H138ZM213 216V217H212ZM231 218H230V217ZM51 219H50V218ZM64 217V218H63ZM100 217V218H99ZM105 217V218H104ZM107 217H108V219H107ZM138 217V218H137ZM40 218H36V220L38 219V220H40ZM53 218V219H52ZM55 218V219H54ZM86 218H87V220H86ZM93 218H94V220H93ZM98 218V219H97ZM123 218H124V220H123ZM135 218V219H134ZM143 218V219H142ZM229 218V219H228ZM233 218H239V224H236V226L237 225H239V227H235V226H232L233 224L235 225V223L237 222V220L238 219H235L236 220V222H235V220L233 219ZM41 219V220H42ZM86 221H85V220ZM92 219V220H91ZM95 219H96V221H95ZM102 220V222L100 221V220ZM109 219H110V221H109ZM212 219V220H211ZM37 220V221H38ZM84 220V221H83ZM107 221V224L106 225H108L107 227H100V226H98V225H101V224H99V223H103L104 221ZM115 220V221H114ZM128 220L130 221V222H128ZM230 220H231V222H233L232 224H231V222H230ZM234 220V221H233ZM52 221V222H51ZM87 221H89V222H87ZM92 221V222H91ZM94 221H95V223H94ZM105 221V222H106ZM139 221V222H138ZM108 222H109V224H108ZM124 222L126 223V224H124ZM128 222V223H127ZM141 222V223H140ZM212 222V223H213ZM237 222V223H238ZM244 222H247V223H243ZM255 222V223H254ZM86 223H88V224H86ZM98 223V225H96ZM111 223V224H110ZM114 223V224H113ZM130 223V224H129ZM75 224V225H74ZM90 224V225H89ZM93 224H95L94 225V227H93ZM246 224L248 225V226H246ZM252 224H254V226H252ZM52 225V226H51ZM124 225V226H123ZM126 225V226H125ZM242 225V226H241ZM250 225V226H249ZM255 225L257 226V228L255 227ZM7 226H9V224L7 225ZM84 227V228H81V227ZM91 226V227H90ZM97 226V227H96ZM255 229H253L252 227ZM261 226H263V227H261ZM12 227H14V226H12ZM78 227L79 228H81V231H80V238H78L77 236H75V233L77 232V230H78ZM100 227V228H99ZM119 227V228H118ZM242 227H244L243 229H242ZM16 228V227H15ZM18 228V227H17ZM102 228V229H101ZM118 228V229H117ZM125 228V229H124ZM170 228H171V232H169L170 231ZM246 228V229H245ZM250 228V230H248ZM252 228V229H251ZM19 229V228H18ZM50 229H48V231L50 230ZM99 229V230H98ZM260 229V230H259ZM24 229H20V232H22ZM75 232H74V231ZM154 230V231H153ZM257 231H261V233H258ZM50 233H53L54 234V232L53 231H49ZM159 232H161L162 234H159ZM165 232V233H164ZM255 232L257 233V235L255 234ZM85 233L87 234V235H85ZM98 233H100V234H103V235H100V236H98V238H93V237H96V235H98ZM113 233H115L114 235H113ZM175 235H174V234ZM224 233V232H223ZM226 233V234H227ZM151 234V235H150ZM55 235V234H54ZM56 235L57 236H60L59 234H57L56 233ZM83 235V236H82ZM113 235V236H112ZM117 235V236H116ZM149 235V236H148ZM236 235V236H235ZM260 235V236H259ZM102 236V237H101ZM110 236V237H109ZM263 238H262V237ZM26 237L24 238V239H26ZM83 237H84V239H83ZM90 237L91 238H93V239H90ZM109 237V238H108ZM115 237V238H114ZM149 237V238H148ZM160 237H162V238H160ZM253 239H252V238ZM61 238H63L62 236H61ZM81 238H82V241H84V242H82L81 241ZM90 239V241H91V243H88V242H86L88 239ZM28 239H30V238H28ZM65 239H67V238H65ZM67 239V240H68ZM100 239V240H99ZM104 239L105 240H108V241H104ZM115 239V240H114ZM255 239V240H254ZM93 240V241H92ZM103 240V241H102ZM137 240V241H136ZM148 240V241H147ZM150 240V241H149ZM160 240V241H159ZM164 240V241H163ZM254 240V241H253ZM257 240V241H256ZM81 241V242H80ZM89 241V240H88ZM111 242V244H110V242ZM135 241V242H134ZM154 241V242H153ZM181 241V240H180ZM102 242H103V244H102ZM113 242V243H112ZM123 242V243H122ZM136 242H138V243H136ZM152 242H153V244H152ZM209 242V241H208ZM257 242V243H256ZM262 242H263V244H262ZM107 243V244H106ZM121 243V244H120ZM156 243V244H155ZM261 243V244H260ZM89 244L91 245V246H89ZM120 244V245H119ZM138 244V245H137ZM209 246H213L212 244V242L210 241L209 243H207ZM255 244H257V245H255ZM77 245H79L80 246V244H77ZM85 245H87V246H85ZM111 245V246H110ZM137 245V246H136ZM152 245V246H151ZM255 245V246H254ZM259 245H261V246H259ZM85 246V247H84ZM118 246H121V249L123 250V252H120V250L119 251H116V249L114 250V251H112L114 248H117ZM85 249H84V248ZM88 247V248H87ZM112 247V248H111ZM168 247V248H167ZM263 247V248H262ZM108 248V249H107ZM159 248H160V250H159ZM162 248H164V249H162ZM141 249V250H140ZM166 249V250H165ZM261 249V250H260ZM255 250V249H254ZM114 252V253H113ZM130 252H132V255H133V257H134V259L132 260L130 257H128V255H129V253ZM263 252V253H262ZM262 253V254H261ZM158 254V255H157ZM175 254H177L176 253V251H175ZM66 256V257H65ZM126 259V260H125ZM145 259H148V258H145ZM182 258L180 257V260H181ZM161 260V261H160ZM179 260V261H180ZM159 262V263H158ZM163 262V263H162ZM78 263V262H77Z\"/></svg>",
  "mask_w": 264,
  "mask_h": 264
},
{
  "label": "water",
  "instance_id": "95a60500",
  "mask_svg": "<svg viewBox=\"0 0 264 264\" xmlns=\"http://www.w3.org/2000/svg\"><path fill=\"white\" fill-rule=\"evenodd\" d=\"M222 161V160H221ZM1 164V163H0ZM204 165H206L204 163ZM199 165H194V168H198ZM2 167V166H0ZM120 166L118 165V168L116 171H113V173H109V171H106V179L104 178V181L101 182L102 185L97 188V180L96 178L99 177V170L98 172L93 176L91 181L87 183L89 180H84L85 174L89 170L84 171L79 176L72 177L69 173L64 172L65 174L61 177L56 178L55 180H52L49 177H45L42 181L39 180L37 176H34L36 172L32 173V169H29V172H27L28 175H26V182L25 180H19V177L14 178V183L20 187L21 182L22 183H31V184H37L41 185V182H43L46 186V188L50 187V191L57 188V186L65 187L61 190V192L64 191H70L72 192V196L74 199H71L69 202H59V203H51V202H45V201H30V202H23V201H17L14 200V196L16 195L14 192L13 197L11 200L8 201H1L0 200V220H4L5 222H8L9 224H12L14 226H17L19 228L33 230V232L38 233L40 235H43L49 239H54L58 243H61L66 246L73 247L76 250H82L81 246H78L73 243L72 240H67L65 238H61L57 235H54L50 233L46 227V225L49 223L47 222V217L43 218V220H36V218H40L41 212H50V213H57L60 211H64L65 213H78L81 215L85 211L94 210L98 206H110L111 199L115 196L120 194L122 191L127 190L130 188L128 185V179H132L131 176V169H128L127 171H120ZM3 169V167L1 168ZM89 169V168H87ZM2 171V170H1ZM0 171V172H1ZM3 173V174H2ZM0 173V179H4V177H8L7 174H5L3 171ZM116 173V174H115ZM142 178V177H141ZM143 180H146V178H142ZM126 180V182H125ZM156 181V178H151L147 180L149 183H153ZM8 182L9 179H8ZM139 184V183H138ZM41 185V186H43ZM137 185V184H135ZM67 188V189H66ZM155 189L152 188L151 191ZM92 190H99L107 193V195L103 197H95L94 199H88L86 201H83L82 203H78L76 201V197L78 193L85 194L87 191ZM161 190V188L159 189ZM16 199V198H15ZM91 213H88V216H91ZM45 225V226H43ZM107 227L108 225L103 222L100 227ZM86 253L97 257L99 259H102L104 261L110 262L112 264H127L126 261H123L121 257L114 256L110 253L100 251L96 248H89L85 250Z\"/></svg>",
  "mask_w": 264,
  "mask_h": 264
}]
</instances>
